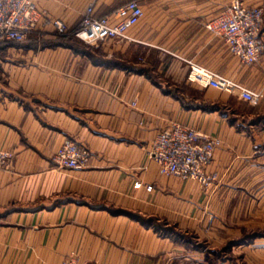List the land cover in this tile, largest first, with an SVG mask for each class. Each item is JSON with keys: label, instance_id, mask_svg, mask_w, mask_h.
<instances>
[{"label": "crops", "instance_id": "crops-1", "mask_svg": "<svg viewBox=\"0 0 264 264\" xmlns=\"http://www.w3.org/2000/svg\"><path fill=\"white\" fill-rule=\"evenodd\" d=\"M125 1L37 0L35 32L0 44V150L13 153L0 169V264H213L207 248L162 229L220 245L227 233L207 230L211 214L264 189V97L245 112L238 96L188 78L193 61L264 93V50L244 65L205 26L231 0H139L132 39H80L93 57L42 44L59 35L54 20L73 33L91 2L104 16ZM173 123L221 139L208 187L163 175L150 158ZM66 138L91 150L86 166H55Z\"/></svg>", "mask_w": 264, "mask_h": 264}, {"label": "built area", "instance_id": "built-area-1", "mask_svg": "<svg viewBox=\"0 0 264 264\" xmlns=\"http://www.w3.org/2000/svg\"><path fill=\"white\" fill-rule=\"evenodd\" d=\"M144 15L139 0H127L111 13L98 16L95 2L86 7L78 28L73 32L85 42H102L108 39H132L128 34ZM43 12L37 0H0V44L27 40L38 27ZM59 34L67 31L61 20L53 21ZM207 30L224 40L228 51L244 65L259 62L264 50V7L251 6L245 0H231L223 11L206 23ZM188 78L205 87L236 95L245 101H259L264 97L261 90L250 88L244 82L229 77L214 69L189 61ZM222 143L200 130L173 123L168 129L158 133L149 148V156L155 160L163 175H174L181 179H196L203 187L216 178L207 167L214 158L215 151ZM91 150L66 138L53 155V162L59 168H79L91 160ZM13 153L0 150V169L9 164ZM63 264H80L74 258H67Z\"/></svg>", "mask_w": 264, "mask_h": 264}, {"label": "rangeland", "instance_id": "rangeland-1", "mask_svg": "<svg viewBox=\"0 0 264 264\" xmlns=\"http://www.w3.org/2000/svg\"><path fill=\"white\" fill-rule=\"evenodd\" d=\"M61 35H70L80 40L74 33L66 31ZM99 43V42H92ZM90 44V43H86ZM156 58V56H155ZM221 93L229 96H235L228 92L218 90ZM244 111H254L262 103L259 101H245L241 99ZM261 115H264L261 113ZM264 117V116H263ZM248 116H246V119ZM256 118V116H255ZM233 204L227 207L224 214L221 211L214 212L210 216L207 230H214V227L220 231H225V236L222 243L215 242L216 240L204 238L200 242L203 248L218 250L219 255L212 257L211 260H221L224 264H264V189H251L238 192L233 199ZM224 218L222 224L218 222V218ZM215 222V223H214ZM223 223L225 229L222 227ZM196 236V235H195ZM194 238L196 239V237ZM235 242L236 244H231ZM226 248L224 251L223 249ZM223 255V257H221Z\"/></svg>", "mask_w": 264, "mask_h": 264}, {"label": "trees", "instance_id": "trees-1", "mask_svg": "<svg viewBox=\"0 0 264 264\" xmlns=\"http://www.w3.org/2000/svg\"><path fill=\"white\" fill-rule=\"evenodd\" d=\"M43 45H49V46H65V47H69V48H72L73 50L77 51V52H80V53H83V54H86V55H89V56H92L94 55V49L80 41V40H77L75 37H72L70 35H57V37L54 39V40H46L42 43ZM93 57V56H92ZM132 70H135V71H141V72H144L146 71L145 68L143 67H133ZM146 224H149V222H145ZM162 230L165 231V233H168V234H171L173 236H175L176 238L178 239H184V240H188V241H192L193 242V246L194 247H202V245L198 242H196V239H194V237L192 238V236H187V235H184L181 231L179 230H176L175 228H163ZM231 244H236L235 242H231ZM207 252H208V257L209 259H212V257L216 256V255H219L220 252H218V250H208L206 249ZM224 251L226 250V248L223 249ZM224 254H222L221 257H223ZM218 258V257H217ZM217 258H216V261L215 260H211V262L213 264H216L217 262Z\"/></svg>", "mask_w": 264, "mask_h": 264}]
</instances>
